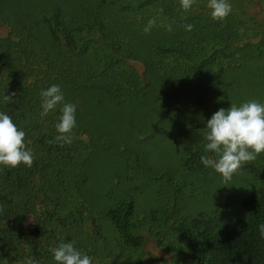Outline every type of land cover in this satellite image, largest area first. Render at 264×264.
<instances>
[{
  "label": "trees",
  "instance_id": "trees-1",
  "mask_svg": "<svg viewBox=\"0 0 264 264\" xmlns=\"http://www.w3.org/2000/svg\"><path fill=\"white\" fill-rule=\"evenodd\" d=\"M227 2L231 13L213 20L208 0H194L187 12L180 0H77L70 16L57 10L32 16L11 0H0V112L25 132L33 154L31 167L0 165V264H25L28 258L57 264L51 249L71 241L92 264H264V239L257 231L264 224L262 192L242 200L245 219L198 214L166 222L168 240L152 223V213L149 223L139 218L132 198L87 190L92 150L82 94L120 104L182 83L215 58L236 63L264 49V0ZM152 18L156 23L145 34ZM53 84L65 103L76 105L70 145L52 142L61 105L40 116V92ZM13 92L6 101L4 95ZM192 123L181 126L178 146L200 161L206 119L195 113ZM145 237L169 254L168 263L146 255Z\"/></svg>",
  "mask_w": 264,
  "mask_h": 264
},
{
  "label": "rangeland",
  "instance_id": "rangeland-1",
  "mask_svg": "<svg viewBox=\"0 0 264 264\" xmlns=\"http://www.w3.org/2000/svg\"><path fill=\"white\" fill-rule=\"evenodd\" d=\"M11 2L32 16L54 10L64 16L77 12V0ZM173 89L179 102L173 100ZM164 91L171 96H164ZM88 94L80 99L92 150L87 190L91 194L108 191L110 199L132 198L139 218L149 223L152 213V223L156 228L161 226L158 230L167 235L166 239H172L169 228L164 227L166 222L176 224L198 214L245 219L242 200L256 192L264 194L262 152L225 182L214 169L184 156L178 146L181 126L192 125L195 113L207 122L220 108L239 107L253 99L264 104V49L247 53L236 63L215 58L182 83L156 87L120 104L108 99L97 101ZM185 110L190 114L184 115ZM202 134L204 146V131ZM202 152L211 155L204 148ZM144 243L146 255L168 263L169 254L157 248L151 238Z\"/></svg>",
  "mask_w": 264,
  "mask_h": 264
},
{
  "label": "clouds",
  "instance_id": "clouds-1",
  "mask_svg": "<svg viewBox=\"0 0 264 264\" xmlns=\"http://www.w3.org/2000/svg\"><path fill=\"white\" fill-rule=\"evenodd\" d=\"M193 4L194 0H180V8L185 12L190 10ZM207 7L213 20H223L232 11L227 0H208ZM155 23V18L149 19L143 32L149 33ZM192 29V24L185 26L186 31ZM166 30L171 32L172 25L169 24ZM15 96L16 93L13 92L4 95V99L12 100ZM40 97L41 117L47 116L51 110L61 105L59 121L55 124L58 134L52 142L61 146L70 145L76 126V105L64 102V95L56 84L42 90ZM203 131L204 149L211 155H202L200 161L205 167L214 169L227 182L244 164L255 160L258 154L264 152V104L253 99L239 107L231 105L227 110L220 108L207 120ZM25 135L7 113L0 112V165L12 168L20 164L32 166L33 154L26 148ZM2 210L3 205H0V211ZM257 231L260 238L264 239V224L258 225ZM74 245L75 241L62 242L51 249L57 264H92L91 257L82 254ZM25 264H38V261L28 258Z\"/></svg>",
  "mask_w": 264,
  "mask_h": 264
}]
</instances>
